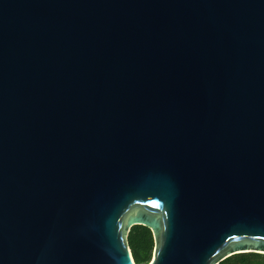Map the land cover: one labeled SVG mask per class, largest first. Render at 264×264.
<instances>
[{
  "label": "water",
  "instance_id": "obj_1",
  "mask_svg": "<svg viewBox=\"0 0 264 264\" xmlns=\"http://www.w3.org/2000/svg\"><path fill=\"white\" fill-rule=\"evenodd\" d=\"M264 255V0H0V264Z\"/></svg>",
  "mask_w": 264,
  "mask_h": 264
},
{
  "label": "trees",
  "instance_id": "obj_2",
  "mask_svg": "<svg viewBox=\"0 0 264 264\" xmlns=\"http://www.w3.org/2000/svg\"><path fill=\"white\" fill-rule=\"evenodd\" d=\"M128 246L135 264H148L152 258L154 242L151 231L144 226H133L127 236ZM219 264H264V255L258 253H239Z\"/></svg>",
  "mask_w": 264,
  "mask_h": 264
}]
</instances>
